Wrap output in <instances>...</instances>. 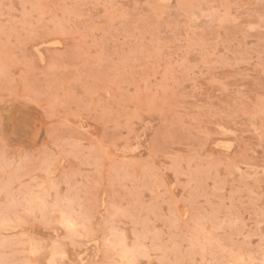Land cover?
<instances>
[{"label": "rangeland", "instance_id": "obj_1", "mask_svg": "<svg viewBox=\"0 0 264 264\" xmlns=\"http://www.w3.org/2000/svg\"><path fill=\"white\" fill-rule=\"evenodd\" d=\"M0 264H264V0H0Z\"/></svg>", "mask_w": 264, "mask_h": 264}, {"label": "bare ground", "instance_id": "obj_2", "mask_svg": "<svg viewBox=\"0 0 264 264\" xmlns=\"http://www.w3.org/2000/svg\"><path fill=\"white\" fill-rule=\"evenodd\" d=\"M63 220V219H62Z\"/></svg>", "mask_w": 264, "mask_h": 264}]
</instances>
